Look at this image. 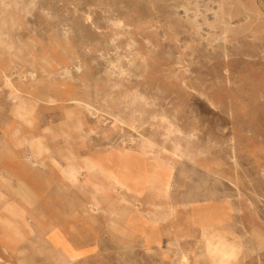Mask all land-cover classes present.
<instances>
[{"label": "rangeland", "instance_id": "obj_1", "mask_svg": "<svg viewBox=\"0 0 264 264\" xmlns=\"http://www.w3.org/2000/svg\"><path fill=\"white\" fill-rule=\"evenodd\" d=\"M42 195L83 264H264V0H0V208Z\"/></svg>", "mask_w": 264, "mask_h": 264}, {"label": "crops", "instance_id": "obj_2", "mask_svg": "<svg viewBox=\"0 0 264 264\" xmlns=\"http://www.w3.org/2000/svg\"><path fill=\"white\" fill-rule=\"evenodd\" d=\"M62 200L51 195L17 196L9 199L7 208H0V264H66L67 258L74 259V264H83L85 258L93 260V250L83 244L81 236H68L60 217L53 218L50 212L47 215L34 212L37 206L51 207L57 202L60 205ZM36 226H41V230ZM67 242H73L70 255Z\"/></svg>", "mask_w": 264, "mask_h": 264}, {"label": "bare ground", "instance_id": "obj_3", "mask_svg": "<svg viewBox=\"0 0 264 264\" xmlns=\"http://www.w3.org/2000/svg\"><path fill=\"white\" fill-rule=\"evenodd\" d=\"M116 180H117V179H116ZM116 183H117L118 185H121L119 181H116ZM183 257H184V259H185V256H183Z\"/></svg>", "mask_w": 264, "mask_h": 264}]
</instances>
